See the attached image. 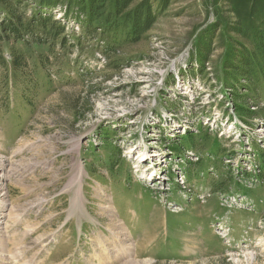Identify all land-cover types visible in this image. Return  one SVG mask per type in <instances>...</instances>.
Returning a JSON list of instances; mask_svg holds the SVG:
<instances>
[{"label": "rangeland", "instance_id": "rangeland-1", "mask_svg": "<svg viewBox=\"0 0 264 264\" xmlns=\"http://www.w3.org/2000/svg\"><path fill=\"white\" fill-rule=\"evenodd\" d=\"M78 12L37 95L0 76V264H264V0H168L138 38Z\"/></svg>", "mask_w": 264, "mask_h": 264}, {"label": "trees", "instance_id": "trees-1", "mask_svg": "<svg viewBox=\"0 0 264 264\" xmlns=\"http://www.w3.org/2000/svg\"><path fill=\"white\" fill-rule=\"evenodd\" d=\"M137 1L139 4L136 5ZM149 2L151 0H0V76H3V88L7 91L10 87L16 88L20 85L22 97L29 92L37 95L38 71L48 74L51 68L56 67L59 73L65 69V61L56 60L53 63L51 61L52 57L58 55L55 47L60 46L63 51L67 45H73L69 43L65 28L61 26L59 19L56 20L53 16V12L58 8L65 7L68 14H72L74 9L82 13L86 22L84 34L87 37L97 33L96 28L105 17L114 24V27L129 28L135 38H138L148 32L154 25L157 15L167 9L168 0H161L157 6ZM132 5L133 10L128 11L122 21L118 22L121 14ZM108 7L113 8V11L106 14ZM207 41V38L203 39L205 42L203 50L208 51ZM9 42L20 43L29 50L36 49L30 57L27 53H8L7 56L11 60L9 63L2 49V45ZM44 46L47 47L46 53L37 51ZM257 50L262 49L258 47ZM200 54L205 56L202 50ZM253 56L248 51L234 54V59L227 63L228 72L234 75V80L235 77L237 79L236 74L244 77L254 73L258 64ZM33 59L37 62L31 63ZM8 95L9 93H5L3 97L7 99ZM8 103L9 106L3 109L4 112L12 109L13 102ZM188 179L196 177L189 175Z\"/></svg>", "mask_w": 264, "mask_h": 264}, {"label": "bare ground", "instance_id": "bare-ground-1", "mask_svg": "<svg viewBox=\"0 0 264 264\" xmlns=\"http://www.w3.org/2000/svg\"><path fill=\"white\" fill-rule=\"evenodd\" d=\"M76 204H77V203H76ZM29 249H30V248H29ZM145 263H146V262H145ZM147 264H152V263L148 261Z\"/></svg>", "mask_w": 264, "mask_h": 264}]
</instances>
